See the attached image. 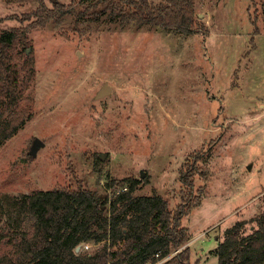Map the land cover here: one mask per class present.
Here are the masks:
<instances>
[{
  "label": "rangeland",
  "instance_id": "374dc122",
  "mask_svg": "<svg viewBox=\"0 0 264 264\" xmlns=\"http://www.w3.org/2000/svg\"><path fill=\"white\" fill-rule=\"evenodd\" d=\"M193 2L207 31L121 26L107 13L78 18L81 4L30 29L34 75L21 104L31 116L0 146L3 206L33 190L79 184L112 197L131 179L134 196L155 193L175 208L180 167L199 152L206 176L194 184L203 195L181 219L191 264H217L218 241L237 220L251 229L264 210V13L250 0ZM38 5L0 0V33L31 25ZM104 83L112 91L97 98ZM34 137L44 146L33 158ZM15 220L0 209V233ZM90 243V252L103 245Z\"/></svg>",
  "mask_w": 264,
  "mask_h": 264
},
{
  "label": "trees",
  "instance_id": "16d2710c",
  "mask_svg": "<svg viewBox=\"0 0 264 264\" xmlns=\"http://www.w3.org/2000/svg\"><path fill=\"white\" fill-rule=\"evenodd\" d=\"M38 1L31 25L0 33V146L31 116L30 104H21L23 89L34 75L31 28L58 20L81 4L78 18L107 13L121 26H159L181 34L207 31L195 17L193 0L156 4L151 0H47L50 6L46 0ZM250 1L261 3L264 13V0ZM199 160L195 152L181 165L183 188L175 208L155 193L134 196L138 181L131 179L123 180L128 186L112 197L81 184L9 197L0 209H5L7 220L16 217V222L14 226L7 223V230L0 233V264H154L161 259H165L162 264H191L190 248L185 246L190 235L181 219L200 204L203 195V186L195 189L194 184L195 176H206ZM106 186H114V181ZM26 219L29 227L24 226ZM250 221L248 232L246 220H237L224 230L215 249L217 264H264V210ZM85 242L103 245L92 252L75 251Z\"/></svg>",
  "mask_w": 264,
  "mask_h": 264
},
{
  "label": "water",
  "instance_id": "95a60500",
  "mask_svg": "<svg viewBox=\"0 0 264 264\" xmlns=\"http://www.w3.org/2000/svg\"><path fill=\"white\" fill-rule=\"evenodd\" d=\"M112 91V87L110 85H108L107 83H104L100 88L99 90L97 91L96 93V97L97 98H100V97H103L109 93H111ZM44 146V142L41 141L38 137H34L31 145H30V148H29V153L30 155L34 158L36 157V154H37V151ZM100 159L103 158V155H100L99 156ZM144 173L143 171H141V177H143ZM80 249L79 246H77L75 248V251H78Z\"/></svg>",
  "mask_w": 264,
  "mask_h": 264
},
{
  "label": "built area",
  "instance_id": "2783aa9c",
  "mask_svg": "<svg viewBox=\"0 0 264 264\" xmlns=\"http://www.w3.org/2000/svg\"><path fill=\"white\" fill-rule=\"evenodd\" d=\"M123 189H125V188H123ZM90 242H85V243H82V245H81V247L80 248H82V249H85V250H88L89 249V247H90ZM94 243L92 242V245H93ZM80 250V249H79ZM164 259H161V260H158V261H156L154 264H160L162 261H163Z\"/></svg>",
  "mask_w": 264,
  "mask_h": 264
}]
</instances>
